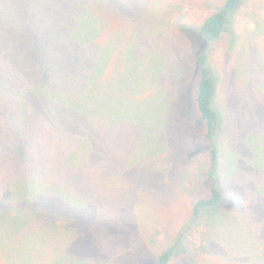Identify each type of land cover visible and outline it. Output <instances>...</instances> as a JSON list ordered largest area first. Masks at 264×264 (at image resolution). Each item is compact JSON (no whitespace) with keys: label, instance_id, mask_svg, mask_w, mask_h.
<instances>
[{"label":"trees","instance_id":"trees-1","mask_svg":"<svg viewBox=\"0 0 264 264\" xmlns=\"http://www.w3.org/2000/svg\"><path fill=\"white\" fill-rule=\"evenodd\" d=\"M83 1V17L73 21V31H37L33 51L41 67L50 61L63 63V58L74 62L73 76L71 74L73 92L70 96L65 95L61 84L53 83L50 78L38 88L36 83L27 82L24 68L21 67L24 60L21 52L12 57L14 60L22 59L17 64L16 75L0 74V165H11L12 169V173L1 181L4 186H0V192L7 197V207L0 206V258L7 264H87L89 256H73L70 239L53 238L56 233L69 230H73L78 239L84 235L83 231L88 234L103 227L110 233L111 242L117 246L120 242L117 230L109 222L105 224L92 218L84 219L81 212L110 206L117 209L119 202L130 192L133 195L127 199L137 202L138 187H129L125 196L104 189L97 184L99 169L113 177L118 176L126 164H135V169L143 162L140 160L142 155L152 154L154 143L163 142V148L171 145L173 152L179 154L176 155L179 159L176 171L185 167L187 161H195L199 154L209 152V168L203 179L204 184L208 185V194L193 201L190 213L192 221L196 217H203L207 227L203 233L204 253L210 252L211 243L216 248L221 243L224 246L230 244L226 249L232 255L225 256L233 262L264 264V218L259 216L260 206L254 204L252 214L242 209L231 211V208L243 206L244 201L240 203L235 194L241 195L242 199L244 192L236 190L238 193L227 196L221 178L228 175L229 171L226 170L230 165H220V158L232 155L234 161L229 170L232 173L237 171L234 163L241 152L239 141L236 146L232 138L234 134L242 132V146L254 151L255 155L249 167L253 169L255 164L262 166L261 150L255 145V138L264 141V137L261 133L247 135V131L241 128L244 117L238 116L233 120L225 109L216 105L214 97L218 75L210 61L213 43L223 35L233 36L230 25L243 0H224L215 6L214 12L203 20L199 28L183 27L184 32L190 35L189 43L179 38L171 39L170 33L167 36L165 31H150L147 34L140 30L141 24L134 26L129 33L131 42L125 43V31L106 29V22L112 20L103 17L104 5L108 6L112 1H108L109 4L103 0ZM263 33L255 31L248 40L255 42L256 35ZM166 38L167 42H164ZM192 39L198 41L195 48ZM14 42L15 37L11 35L9 44L13 45ZM253 51L257 59L264 62L261 49L255 46ZM156 53L160 55L163 72L153 81L155 89L149 95L132 83L139 71L143 74L145 59ZM50 75L53 77V73ZM41 76L45 78L44 71L36 78ZM249 81L244 88H251ZM129 84L131 87L128 90ZM256 89L264 97L262 80L258 81ZM116 94L123 96L113 98ZM161 97L165 105L161 103ZM150 103L154 105L151 122L148 119L144 121L141 116L129 117L136 121L140 119L143 123H137L133 128L137 132V142L126 163L128 147L124 160H121L120 148L116 149L117 144L111 140L116 139L114 137L119 132L118 118L114 114L124 113L126 109L127 112L138 111L140 115L143 106ZM39 108L46 113L54 110L55 116L66 124L62 125L59 121H52L50 125L44 123L49 116L41 121L32 120V117L43 116ZM252 108V115L264 123V104L256 103ZM248 115L247 112L246 117ZM27 120L32 122L31 130L27 128L30 126ZM57 124L68 131L59 135L58 139L50 134ZM228 127H231L230 132ZM226 130L231 141L223 139ZM126 133L127 130L122 128L119 137L126 136ZM45 138L49 140L43 143L49 147H38L42 144L40 140ZM223 140L226 146H223ZM103 141H109L108 151L104 150ZM113 148L116 149L114 153ZM32 156L35 157L30 161ZM38 160L40 162H35ZM199 166L198 169L205 170L203 163ZM174 174L181 187L192 176L186 169ZM14 183L18 188L9 189ZM29 185L36 186L26 189ZM57 201L58 206L54 207ZM221 221H225L227 226H221ZM80 224L82 226H75ZM49 247L52 252L47 251ZM123 247L127 250L123 254L125 256L122 255L124 264H133L135 259L139 261L138 264L141 263L142 258L136 256L139 248L132 251L128 245ZM178 247V243L168 246L157 256L156 264H169L177 256L175 249ZM181 251L185 255L188 253V260H183L185 264H198V254H204L186 247Z\"/></svg>","mask_w":264,"mask_h":264},{"label":"rangeland","instance_id":"rangeland-1","mask_svg":"<svg viewBox=\"0 0 264 264\" xmlns=\"http://www.w3.org/2000/svg\"><path fill=\"white\" fill-rule=\"evenodd\" d=\"M103 1L107 2V4L110 3L108 1H112L108 6L104 5L103 17L112 20V22H106V29L125 31L123 39L125 43L131 42L129 33L138 24H141L140 30L146 31L147 34L150 31H165L167 36L170 33L169 37L171 39L179 38L189 43L190 35L184 32L183 27L199 28L203 20L214 12L215 6L221 4L224 0ZM84 11L83 0H0V74L5 76L16 75L18 71L17 64L22 59L14 60L12 57L15 58V55L21 52L24 56L21 67L24 68L23 72L26 74L27 82L36 83V88H38L42 87L45 81L48 82L46 79L50 78L53 83L61 84L65 95L70 96L71 92H73L74 62L68 58H63V63L55 64L50 61L45 67H41L38 60H36L38 56L33 53L34 44L37 42V31H73L71 28L73 21L83 17ZM6 19L8 20L7 24L5 23ZM230 31H232L234 37L232 35H223V37L213 43L210 55L211 64L218 75L214 97L215 103L225 109L232 119L238 116L244 117V121L242 120L244 126L241 128L247 131V135L253 134L252 136H254V134L261 133L264 137V123L259 121L258 117L252 115L254 104H264L263 95L256 89L258 81L262 80L264 83V62L261 59H257L255 51H253L255 46H258L264 54V33L261 36L256 35L255 42L248 40L251 33L264 31V0H243L235 11ZM11 35L15 37L13 45L9 44ZM166 40L167 38L164 42H167ZM191 42L193 48L198 45L196 40L192 39ZM261 52L259 55H261ZM249 54L256 58L252 59ZM171 59L175 61L174 57H171ZM159 63L160 55L158 53L152 54L144 61L143 74L139 71L137 76L133 78V83L132 80L130 82L141 88L146 94L151 95L155 89L153 81L155 78L158 79L157 75L163 72L162 65ZM43 71L45 78L43 76L36 78ZM50 73H53V77ZM249 79L253 81H249ZM247 81L251 84V88H244ZM130 85L127 86L128 90L131 87ZM74 93H76V89H74ZM120 96L123 95L116 94L113 98ZM160 101L165 105V100L162 97ZM153 106L152 103L143 106V109L140 110V115L138 111L127 112L125 108L124 113L118 112L114 114L118 118L117 126H119V132L114 137L116 139L111 140H114L113 143L117 144L116 149L120 148L121 160H124L126 148L128 147L129 154L126 163L130 155H132L130 152L132 147L137 142V132L133 128L137 123H143L140 119L136 121L129 119V117L141 116L144 121L148 119V122H151L154 115ZM39 109L43 112V116L41 115L40 118L32 117V120L41 121L40 119L44 120L46 116H49L48 122L43 121L44 123L50 125L59 121L62 125L66 124L59 119V116H55L54 110L46 113L41 108ZM247 112L249 115L246 117ZM53 116H55L54 119ZM27 122L30 124L27 128L31 130L32 122L28 120ZM122 128L127 130V133L126 136L122 135L119 137ZM227 130L230 132L231 127L230 129L228 127ZM227 130L223 135V139L231 141ZM67 132L66 128H62L61 125L57 124L56 127L53 126V133L50 134L58 139L59 135ZM241 135L242 132H239L234 134L232 138V143L236 146L239 141L241 152H239L241 158L237 157V162L235 160L234 163L237 171L230 172L234 161L232 155L220 158L221 166L230 165V168L226 170L229 171L228 175H222L221 184L222 187H225L227 196L233 192L238 193L236 190L244 192L242 199L241 195L235 194L240 203L241 200L242 202L244 201L243 206L231 208V211H241L242 209L244 212L252 214V206L257 204L260 206L259 216L264 218V141L259 139V137L255 138L257 139L255 145L261 150L260 162L262 166L255 164L252 169L249 167V163L255 156L254 151L242 146L244 144L241 142ZM104 138H106V133ZM48 140L49 138L40 140L42 144L38 147H49L43 143ZM224 140L223 146H226L227 143ZM102 144L104 150L108 151L109 141H103ZM162 144L164 143H154V146L151 147L152 154L150 152L146 153V156L142 155L140 160L143 162L139 163L135 169H133L135 164L133 166L126 164L118 176L113 177L99 169L97 184L104 189L113 190L111 192L125 196L129 187H138L137 202L127 199L133 195V192H130L128 197L123 198L119 202L117 209L114 206H110L92 209L91 212H81L84 219L92 218L93 221L96 219V221L100 220L101 223L105 222V224L109 222V225L117 230V236L120 241L117 246L111 242L110 233L103 227H99L98 230H91L88 234L83 231L84 235L78 239L75 238L73 230L56 233L53 238L64 237V240L70 239L72 241L71 253L73 256L78 258L80 254L89 256L87 264H124L122 255L126 254L127 250L123 246L127 245L132 251L139 248L136 256L142 258L140 264H156L157 256L164 252L168 246L176 243L179 244V247L175 249V251H178L177 256L169 264H185L184 261L188 260V253L185 255L181 251L185 247L186 249H195L197 252L202 251L204 253L203 233L206 232L207 227L204 225L203 217L202 219L196 217L192 221L190 213L193 201L197 200L199 196L208 194V185L204 184L203 179L206 175V170L209 168V152L207 151L203 155L199 154L195 161H187L185 167L177 170L186 169L192 174L191 179L184 183V187H181V183L174 176V173L177 172L175 167L179 163L176 155L179 154L178 152H173L171 145L168 146L166 143L167 146L163 148ZM229 146L232 148L230 144ZM116 149L112 152L114 153ZM236 149L238 150V147ZM232 150L234 149L232 148ZM34 157L32 156L30 161ZM200 163L204 164L205 170L201 171L198 169ZM0 168V186H4L1 181L6 179L7 174L12 173V169L11 165L8 167L0 165ZM33 170L37 171L34 168ZM15 185L17 183L12 184L9 189H17L18 187ZM34 186L36 185H29V187L25 188L32 189ZM85 188L89 190L97 189V187ZM227 189L230 191L228 190L227 192ZM118 190L123 191L119 192ZM6 200V195L0 192V206L7 207ZM53 206L57 207L58 201L54 202ZM97 213L100 215H96ZM230 214L235 213L231 212ZM220 225L227 226L225 221H221ZM75 226L80 227L82 224ZM227 246L221 243L216 248L211 243L209 253L198 254L197 263L246 264L238 261L233 262L232 259L226 257L225 255H232V252L226 249ZM47 251L52 252L50 247ZM138 263V260H133V264ZM0 264L7 263L0 258Z\"/></svg>","mask_w":264,"mask_h":264}]
</instances>
